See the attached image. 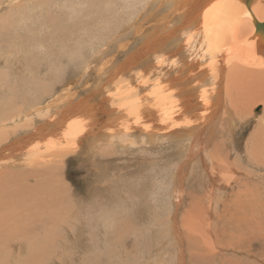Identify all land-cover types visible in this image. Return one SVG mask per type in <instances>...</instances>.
<instances>
[{
    "label": "rangeland",
    "instance_id": "374dc122",
    "mask_svg": "<svg viewBox=\"0 0 264 264\" xmlns=\"http://www.w3.org/2000/svg\"><path fill=\"white\" fill-rule=\"evenodd\" d=\"M128 1L96 0L88 17L86 0H47L48 6L23 0V10L39 4L35 14L9 29L1 22L8 10H0V264H264V99L253 102L264 93V80L234 81L236 106L249 117L236 137L221 134L211 147L226 188L214 195L190 185L180 202L174 198L169 167L178 147L166 139L148 143L128 136L97 149L89 144V134L80 146L70 135L47 139L33 146L37 151L25 148L31 135L24 132L27 127H49L59 119L62 110L43 103V97L50 86L63 83L77 92L74 103L99 108L103 118L96 132L104 131L105 95L88 89L96 82L102 54L98 65L89 60V50L77 46L73 56L67 51L85 37L78 31L81 22H92L101 12V19L91 23L98 26L91 42L113 53L118 48L113 25L143 0ZM141 191H147L148 204ZM97 204L102 206L94 209Z\"/></svg>",
    "mask_w": 264,
    "mask_h": 264
},
{
    "label": "bare ground",
    "instance_id": "6f19581e",
    "mask_svg": "<svg viewBox=\"0 0 264 264\" xmlns=\"http://www.w3.org/2000/svg\"><path fill=\"white\" fill-rule=\"evenodd\" d=\"M21 1L23 0H0V10H8L1 15L2 27L9 29L13 24L18 27L17 25L32 20L39 4H28L27 11L19 8L24 5H20ZM86 1L91 9L86 12L89 17L97 3L96 0ZM100 1L110 3L114 0ZM43 2L49 5L47 0ZM136 3L141 4L135 6L127 17L126 14L123 15V19L116 21L114 25L111 24L114 17L110 22L104 21L105 25L109 22L114 26L113 31L117 35L118 48L113 53H104V44L96 43L95 40V43L93 40L91 42V38L98 32V26L91 23H95L97 18L101 19L100 7L98 17H91L92 22H81L82 29L78 31L85 37H81L82 40L78 38L69 52L66 49L63 52L65 54L67 51V56H73L79 52H76V47L79 46L81 52L89 50V60L94 63H97V56L102 54L98 59L103 62L97 66L99 73L96 82L88 89H98L105 95L108 104L105 111L107 118L102 126L104 131L96 132L103 118L99 114V108H91V103L85 101L74 103L77 92L69 84L63 83L61 87L50 86L52 89L45 91L47 94L43 97L46 99L43 103L62 110L59 119L49 127H27L24 132L31 135L26 138L25 148L31 149L56 136L64 138L70 135L76 136V143L80 146L89 134V144L97 149L103 144L126 139L128 136H137L139 141L145 140L148 143L166 139L175 142L178 147L176 161L169 167V170L172 169L171 179L175 187L174 198L180 202V196L190 185L196 186V190L202 189L209 195H214L218 193L217 189L225 188V183L220 180L223 175L219 172L221 162L210 152L211 147L219 144L214 143L221 134L227 138L233 135L234 138L249 117V114L236 106L234 81L243 76L255 81L264 80V0H143ZM53 20L56 24L57 17ZM76 28L71 29L75 31ZM66 33L68 32L64 31L60 35ZM114 54L122 55V59ZM138 63L150 65L147 69L137 66L134 68ZM118 87L122 89L119 90ZM261 96L264 99L263 92H259L253 102L262 99ZM66 140L65 143L68 142ZM146 193L147 191H141L139 194L144 196L147 203L149 197L147 198ZM208 194L206 199H209ZM98 206L102 205L97 204L94 209ZM89 211L93 212L92 205L89 206ZM120 211H124V208ZM173 220L174 218L172 222ZM176 239H179L177 235Z\"/></svg>",
    "mask_w": 264,
    "mask_h": 264
}]
</instances>
